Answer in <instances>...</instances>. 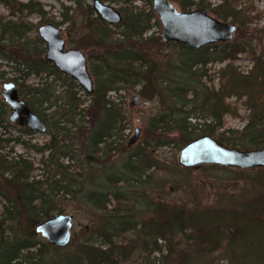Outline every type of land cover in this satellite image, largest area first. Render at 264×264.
<instances>
[{"label":"trees","instance_id":"trees-1","mask_svg":"<svg viewBox=\"0 0 264 264\" xmlns=\"http://www.w3.org/2000/svg\"><path fill=\"white\" fill-rule=\"evenodd\" d=\"M68 1L88 29L78 36L76 45L89 51L86 57L94 81L92 94H85L89 100L81 98L72 78L44 59L45 47L38 35L28 37L36 26L20 16L35 15L45 20L44 6L38 0H0V10L18 16L17 20H6L0 14V60L13 65L17 75L12 82L20 99L42 119L49 136L41 144L13 136L9 129L29 136L34 132L11 124L10 110L0 99V264H134L136 257L144 259V264H189L191 253L203 264L219 260L264 264V254L252 249L258 246L254 238L264 237L261 190L236 206L222 205L229 199L223 195L211 206L192 200L179 206L159 201L149 206V218H145L148 206L137 211L130 195L135 186L146 190L148 171L158 168L149 148L169 146V135L178 137L180 149L202 135L231 148H264V57L256 56L250 72L242 74L232 63L247 52L241 42L232 40L199 49L161 42L159 36L148 35L159 25L152 0H100L120 6L122 21L115 26L95 16L88 0ZM173 1L181 11L209 10L218 19L230 20L237 26L235 34L247 31L261 17L254 14L251 0L244 4L241 0H221L214 7L204 4L205 0ZM136 2L141 5L136 6ZM64 8L67 12L72 9ZM62 16V22L75 26L68 14ZM163 46L174 47L176 57L159 61ZM224 61L229 64L218 71L219 87H208L207 64ZM42 75L44 80L56 81L62 75L69 79L63 96L47 88L46 82L36 87L26 85L30 76ZM4 78L0 62V80ZM135 87H139L141 98H157L163 109L148 120L147 138L139 152L96 175L99 170L95 165L110 160L119 151L113 145L124 137L122 117L109 93ZM231 95L245 97L251 113L240 132L230 131L231 137H226L219 130L225 115L236 116V109L226 103ZM16 146L23 152L16 153ZM202 168L225 170L217 166ZM256 171L254 185L264 189V169ZM64 201L84 206L97 224L90 222L93 226L82 241L72 240L68 247L57 248L37 239L34 228L61 214ZM128 233L133 236L126 241ZM158 240L166 245L158 244ZM154 252L161 254L159 259H151Z\"/></svg>","mask_w":264,"mask_h":264},{"label":"rangeland","instance_id":"rangeland-1","mask_svg":"<svg viewBox=\"0 0 264 264\" xmlns=\"http://www.w3.org/2000/svg\"><path fill=\"white\" fill-rule=\"evenodd\" d=\"M20 3H27L29 0H15ZM44 7V11L46 12V19L42 20L38 16L30 15L25 16L24 14L20 16L23 21L31 23L36 26L32 32L28 34V37L33 39L37 35V29L39 26L47 23H51L63 31L64 38L66 39V48H77V38L83 33H87L88 29L81 22L82 17L80 13L77 14L74 11V5L72 2L68 0H38ZM173 3V5L181 11L180 6L174 2L173 0H169ZM242 3L245 0H241ZM252 5L254 7V14H259L261 17L256 23H252L249 25V29L247 31H242L240 34H235L233 36L234 41L241 42L245 44L247 52L241 53L237 56L236 60H234L233 66L237 68L239 72L242 74H247L250 72L253 63L255 61L256 56L264 57V33L261 30H264V0H251ZM114 8H120L119 5L112 4ZM211 4V7H214L221 3V0H205L204 4ZM88 4H91V0H88ZM136 6H140L141 3L136 2ZM72 8L67 12L64 7ZM193 10V9H192ZM212 17L216 18L213 14L206 10ZM154 12V11H153ZM0 14L6 18V20H17V15H11L10 12L5 9L0 10ZM62 14H68V17H71L75 21V26L71 27L70 23H64ZM157 17V16H156ZM158 19V17H157ZM218 19V18H216ZM219 21H223L218 19ZM223 22H230V20H226ZM158 27H154L148 33L155 34V36L160 37L161 33V24L158 19ZM232 24V23H231ZM70 28V29H68ZM113 30L120 31V28H114ZM161 39V38H160ZM161 42H163L161 40ZM165 43V42H163ZM87 56L88 50H81ZM91 51V50H90ZM174 47L163 46L161 47L160 54L157 56V59L167 61L169 59H174L176 57ZM156 58V57H155ZM2 62V70L5 72V78L0 80V94L2 92V84L5 82H12V79L17 75L14 71V67L11 64L6 65L4 61ZM229 64V61L220 62H211L207 64L206 68L208 69L209 77L206 79V83L208 87H214L217 89L219 87V77L218 71L225 68ZM65 76H60L58 80L53 81L52 78L44 80L45 76L41 77L30 76L26 80V85L36 87L37 85H43L45 82L47 83L45 86L50 88L51 91H54L55 94H60L59 96H63V92L67 88V84L70 82L69 79L64 78ZM75 82V81H74ZM76 83V82H75ZM77 84V83H76ZM78 85V84H77ZM81 89V90H80ZM78 94L81 95V98L84 100H89L88 97L85 96L86 92L79 87L76 89ZM139 87H135L133 90H122L119 92H111L109 93V99L116 105L117 111L120 113L122 117L121 125L125 127L124 137L118 143L114 144L116 148H118V152L112 155L110 160L103 161L102 164L98 163L95 165V168L99 171H95V174L98 175L102 170H109L110 167L118 166L122 163L123 160L129 154L137 153L144 146L143 140L147 138V133L145 127L147 125L148 120L158 115L163 107L160 101L155 98L153 100H145L141 98L138 94ZM138 97L141 101L147 102V105H141V101L137 102L132 99V97ZM1 99V97H0ZM89 103L87 101L86 105ZM226 103H229L232 108L236 109V116L234 115H225L224 116V125L219 130L220 132H224L225 136L231 137L230 131H238L240 132L245 125L247 124L250 118V109L246 105V98H238L235 95H231L228 99H226ZM132 104V105H131ZM194 122V120H192ZM136 128L141 130L139 141L132 146L131 148H127L126 144L128 140L133 136ZM9 132L13 136H21L22 140L27 141L31 140V142L41 144L49 139V136L46 134H37L27 135L22 132H17L16 130L9 129ZM168 139L171 140L172 144L167 147L161 148H149V152H151L150 158L153 161L158 163V168L150 169L148 173L150 174V179L146 184V190H141L140 188H136L135 186L132 189V193L130 194L134 199V206L137 211H143L147 206L148 214L145 218H149L151 215L150 210L152 208L151 204L163 201L173 205H180L182 202L187 201H200L202 205L211 206L215 205L219 201V196L223 195L226 198H229L224 201L222 205H239L242 201L251 200L255 192L261 190L264 192L263 187L254 185L253 179L257 173V169L252 170H238L232 168H225V170H210L203 169V166L199 168L193 169H184L181 168L177 164V155L180 151L178 137L174 134L167 136ZM225 147L231 148L222 144ZM122 146V147H121ZM123 147L127 150H123ZM240 150H244L243 148H237ZM16 153H22L23 150L20 146H16L14 148ZM245 151V150H244ZM75 167H79L77 163L73 164ZM84 166L85 165H80ZM175 166L177 168H175ZM190 170V171H185ZM239 171H243V174H240ZM181 182L185 183L184 187H181ZM253 193V194H252ZM255 193V194H254ZM190 200V201H189ZM242 200V201H241ZM1 201V200H0ZM149 201V204H147ZM193 202V203H194ZM180 203V204H179ZM62 205V213L66 215H71L73 220V224L71 227V238L70 242L74 240L75 243H78L84 239V236L89 235V230L93 225H96L97 222L95 219L91 217V215L84 209V206L74 202V201H64L61 203ZM150 206V207H149ZM57 215V214H56ZM55 215V216H56ZM59 215V214H58ZM95 220V221H94ZM90 222H93V225H90ZM36 234V233H35ZM133 233H128L125 235V240L132 239ZM37 239L46 242L44 238L40 235L36 234ZM178 239V238H177ZM176 240V239H175ZM254 242L258 244V246H252V249L255 252L264 254V237L259 236L258 238H254ZM93 241V240H92ZM47 243V242H46ZM68 244V246H69ZM158 244L165 246L166 242L163 240H158ZM184 244V243H183ZM66 246V247H68ZM64 247V248H66ZM165 253V251H164ZM149 254V251L146 252ZM55 255V254H54ZM159 253L154 252L151 255V259L160 258ZM189 264H203L202 260L195 257L193 253L190 255ZM144 259L136 257L134 264H144ZM156 264L158 262L156 261ZM215 264H228L226 260L215 261Z\"/></svg>","mask_w":264,"mask_h":264},{"label":"water","instance_id":"water-1","mask_svg":"<svg viewBox=\"0 0 264 264\" xmlns=\"http://www.w3.org/2000/svg\"><path fill=\"white\" fill-rule=\"evenodd\" d=\"M90 5L95 16L107 25L115 26L122 21L121 13L112 5L100 0H93ZM152 9L161 24L160 38L165 43L199 49L207 45L232 41L237 30L236 25L219 21L206 10L179 11L169 0H152ZM37 35L45 44L44 59L53 64L58 72L72 78L87 94H92L94 81L85 53L77 48H66L63 31L51 23L39 26ZM0 97L10 110L8 120L11 124L37 134L47 133V127L42 119L20 99L14 82L2 84ZM132 99L141 101L135 96ZM141 105H147V102L141 101ZM140 134L141 130L136 128L126 144L127 148H131L139 141ZM177 164L184 169L199 166L238 170L264 169V148L245 151L228 148L215 138L202 135L180 149ZM72 220L71 215L59 214L37 224L34 231L51 246L64 248L70 242Z\"/></svg>","mask_w":264,"mask_h":264},{"label":"flooded vegetation","instance_id":"flooded-vegetation-1","mask_svg":"<svg viewBox=\"0 0 264 264\" xmlns=\"http://www.w3.org/2000/svg\"><path fill=\"white\" fill-rule=\"evenodd\" d=\"M66 43H67V41H66ZM44 44V43H43ZM44 47H45V44H44ZM44 54H45V52H44ZM79 86V85H78Z\"/></svg>","mask_w":264,"mask_h":264}]
</instances>
